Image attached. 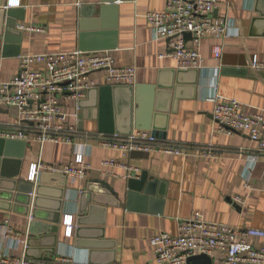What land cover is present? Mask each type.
I'll list each match as a JSON object with an SVG mask.
<instances>
[{
    "label": "crops",
    "instance_id": "1",
    "mask_svg": "<svg viewBox=\"0 0 264 264\" xmlns=\"http://www.w3.org/2000/svg\"><path fill=\"white\" fill-rule=\"evenodd\" d=\"M7 1L0 0L2 81L18 75L21 56L75 50L109 51L118 66L135 67L136 80L132 92L119 87L112 93L104 91L101 100L98 93L86 92L77 111L73 101L63 103L66 113L77 114L76 119L69 118L80 133L74 144L81 149L87 145L85 161L91 171L86 179L72 180L52 171L72 162L74 145L31 141L25 147L9 146L8 160L22 155L18 165L9 162V172L17 173L14 179L31 183L28 168L39 164L42 168L32 184L41 188L30 194L28 206L8 202L0 192V250L24 255L29 240L28 259H40L34 261L67 256L78 264H155L152 238L160 233L175 235L180 221L196 212L210 222L264 228V155L246 134L218 130L211 100L217 85L219 95L246 105L248 114L264 113V70L252 67L254 57L264 63V20H259L264 0H218L212 15L225 20L231 30L220 59L211 55L216 40L205 38L202 67L197 73L183 70L179 86L174 85L178 89L169 96L158 94L166 90L157 85H173L174 74L182 69L170 57H160L170 52L168 41L154 40L144 19L148 12L163 11L165 0H107L112 9L102 15L101 0H19L8 6ZM90 78L106 86L100 73ZM10 121L9 113L0 111V122ZM130 121L132 132L151 134L146 128L156 127L165 135L160 142L185 155L125 154L99 144V129L126 132ZM109 159L138 172L104 167ZM142 173L147 174V183L140 192L128 195V180L139 179ZM55 215L56 244L51 235L40 232ZM68 215L74 226L70 237L64 235ZM6 228L20 239L15 249L3 235ZM251 242L264 246L261 239Z\"/></svg>",
    "mask_w": 264,
    "mask_h": 264
},
{
    "label": "built area",
    "instance_id": "2",
    "mask_svg": "<svg viewBox=\"0 0 264 264\" xmlns=\"http://www.w3.org/2000/svg\"><path fill=\"white\" fill-rule=\"evenodd\" d=\"M19 0H8V5H17ZM218 0H165L160 12H148L144 16L154 40L168 41L170 52L160 57H170L179 69H200L203 59L200 53L203 40L212 38L213 59H220L224 42L231 36V30L223 19L213 17ZM29 32H42L35 26H19ZM190 35L186 39L185 35ZM18 75L9 81L0 79V111L12 117L10 122H0V140L36 142L39 144H68L75 146L73 160L59 171L72 180H84L91 171L85 161L87 145L74 144L80 136L77 128L69 123L77 114H68L63 103L73 101L75 110L90 89L102 86L90 75L100 73L106 86H131L136 80V69L132 66H118L109 51L75 50L66 53L34 54L19 57ZM254 69H263L256 57ZM1 69V63H0ZM212 97V120L218 130L227 135L244 133L257 144L258 153L264 155V113H247L246 105L235 99L225 98L217 93L214 85ZM100 145L116 149L125 154L134 152H163L185 155L177 147L160 142L146 131H134L129 136L99 135ZM104 167H122L128 174L138 170L121 165L113 159L102 163ZM39 164L28 168L27 180L34 182ZM73 218L66 216L64 235L70 237ZM3 235L17 245L20 239L6 228ZM264 240V228L252 229L205 220L196 212L192 217L180 221L177 233H160L152 238L155 264H188V259L205 255L219 264H264V246L253 244L252 240ZM15 249L16 247L13 246ZM0 264H78L67 256L51 261H34L15 250H0Z\"/></svg>",
    "mask_w": 264,
    "mask_h": 264
},
{
    "label": "water",
    "instance_id": "3",
    "mask_svg": "<svg viewBox=\"0 0 264 264\" xmlns=\"http://www.w3.org/2000/svg\"><path fill=\"white\" fill-rule=\"evenodd\" d=\"M101 4H100V13L101 15L112 9L110 6L111 5H107V0H101L100 1ZM109 4V3H108ZM9 16H10V12L7 11L6 12V21L9 23ZM262 18H259V20H264V14H262L261 16ZM256 21V19H253V22ZM263 35H264V32H263ZM186 39H190V35H185ZM191 71H194V73H197V69H192L190 70ZM186 71H183V70H180L178 71L176 74H174L173 76V85H160L158 84V88H163L165 89L166 91L164 92H159L158 94L160 93H164L166 94L167 96L171 95V91L174 89V90H177L180 83V75H183L185 74ZM189 73V72H188ZM174 85H177L176 87ZM119 87H122V88H126L129 92H132L133 91V85L131 86H124V85H118V86H100V87H97V88H93V89H90L88 91L89 92H94V93H98V97H100V100L102 98V94L104 91L106 92H110L112 93L114 90H116L117 88ZM81 101L79 102V105H80ZM136 129H144V128H140V127H136ZM146 130H150L151 132V135L154 136L155 138L157 139H165V135L162 131H159L156 129V127H150L149 128H146ZM133 131V124L129 123V126H128V130L126 132H120L117 128H113V129H110L109 131H102L101 129H99V134H102V135H113V134H116V135H120V136H129L131 135ZM21 144L23 147H25V143L24 142H17V141H4V140H0V192L2 194H5L7 195V199L8 202H12V200L14 201V203L16 204H23L24 206H28L30 202V194H32L33 192H37L38 190H40L41 186H35L31 183H28V182H25V181H17L15 180L14 178L17 176V173H10L9 172V162L10 161H13V162H16V164L18 165L20 163V159H21V156L22 155H19V156H15V157H12L14 158L13 160H8V158H10L9 155H7V149L9 148V146L11 145H14V144ZM147 180H148V177H147V174L146 173H142L140 178L139 179H135V178H130L127 182V190H128V195L132 194V193H137V192H140V187L147 183ZM97 184L101 185L104 189L110 191L111 188L108 184H106L105 182L103 181H98ZM14 195H16V198H14ZM21 197V200H19V198ZM63 198V191H62V194L61 196L59 197V199H62ZM129 208V206H128ZM58 212V211H57ZM31 219L35 218V215H33V213L30 215ZM58 215H55V218L52 219L50 221V224L48 225H44L42 226L40 232H42L43 234H49L52 236L53 240L55 241V244L57 242V234H58V230H59V227H58V219H57ZM73 218V217H72ZM82 220H79V223L81 222ZM31 225H34V223H32ZM30 225V226H31ZM32 227V226H31ZM39 232V231H38ZM30 241L27 240L25 245H26V249H25V253H24V256L26 258H30V255L28 254V247L30 245L29 243ZM34 260H40V259H37V258H33ZM188 264H212V260L211 258L205 256V255H199V256H196V257H192L190 259H188Z\"/></svg>",
    "mask_w": 264,
    "mask_h": 264
}]
</instances>
